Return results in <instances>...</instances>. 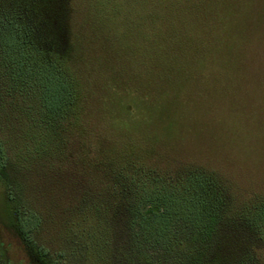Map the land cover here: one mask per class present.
<instances>
[{"label": "rangeland", "instance_id": "374dc122", "mask_svg": "<svg viewBox=\"0 0 264 264\" xmlns=\"http://www.w3.org/2000/svg\"><path fill=\"white\" fill-rule=\"evenodd\" d=\"M71 5L70 65L87 101L78 128L90 140L75 129L54 166L0 168V264H149L144 255L174 264L133 246L124 207L97 225L95 206L110 196L104 165L125 157L162 174L199 166L226 180L236 207L264 201V0ZM102 139L121 149L103 154ZM6 192L24 235L5 225ZM252 242L264 264V243Z\"/></svg>", "mask_w": 264, "mask_h": 264}, {"label": "trees", "instance_id": "16d2710c", "mask_svg": "<svg viewBox=\"0 0 264 264\" xmlns=\"http://www.w3.org/2000/svg\"><path fill=\"white\" fill-rule=\"evenodd\" d=\"M73 16L71 0H0V168L28 171L35 159L54 166L68 133L81 127L87 101L70 65ZM79 131L88 143L91 134ZM103 139V154L121 149ZM144 166L125 157L104 165L110 196L95 206L97 225L104 227L108 211L115 221L124 207L135 248L162 250L174 264H257L252 236L264 243V201L236 207L226 180L199 166L163 174ZM5 196V225L24 235L19 209Z\"/></svg>", "mask_w": 264, "mask_h": 264}]
</instances>
